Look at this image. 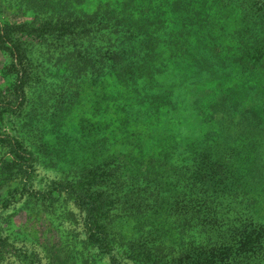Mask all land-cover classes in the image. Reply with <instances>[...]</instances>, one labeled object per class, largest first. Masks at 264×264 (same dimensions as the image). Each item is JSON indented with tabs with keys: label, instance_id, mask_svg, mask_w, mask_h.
Returning a JSON list of instances; mask_svg holds the SVG:
<instances>
[{
	"label": "trees",
	"instance_id": "trees-1",
	"mask_svg": "<svg viewBox=\"0 0 264 264\" xmlns=\"http://www.w3.org/2000/svg\"><path fill=\"white\" fill-rule=\"evenodd\" d=\"M19 3L42 25L4 21L0 38L22 75L33 45L64 57L42 150L72 178L35 190L38 157L0 102V214L16 196L77 207L87 256L64 246L68 264H264V0ZM104 149L145 174L99 176Z\"/></svg>",
	"mask_w": 264,
	"mask_h": 264
},
{
	"label": "rangeland",
	"instance_id": "rangeland-1",
	"mask_svg": "<svg viewBox=\"0 0 264 264\" xmlns=\"http://www.w3.org/2000/svg\"><path fill=\"white\" fill-rule=\"evenodd\" d=\"M19 2L20 0H0V23L5 21L10 27L20 28L23 24L30 25L34 22L35 28H39L43 22L40 18L35 17L36 15L31 12L23 13L14 8L20 7ZM44 27L42 26L38 32ZM25 36L23 35L22 42L26 40L25 38L36 44L41 41L40 38L32 35ZM20 37L19 29H14L12 44L17 45L18 42L15 40ZM10 47V45H3L0 38V102L4 109L3 120H12L13 132L22 139L25 147L38 157L34 188L42 190L50 183L72 178V174L64 170V165L59 160L43 154L42 150L43 125L53 113L56 114L59 111L60 106L58 107L57 100L59 103L61 100L57 96L59 92L57 85L63 86L65 77L63 75L66 74L67 68L64 64H60L63 56L60 58L56 55L51 56L46 53L47 45L38 44L29 48L28 56L32 69L26 68L25 75H22L16 67V55L12 50H8ZM65 84L67 85V82ZM21 89L26 92V97ZM17 108L21 109L16 113ZM213 117L220 119L222 115L217 113ZM114 151V149H104L103 155L97 159L96 164H101V167L106 169L99 176L107 171L108 176H118L117 179L119 177L129 179L130 176L145 174V165H142V171L139 173L136 171L132 158H129L131 161L124 163V158L112 157L111 152ZM2 155L3 151L0 150V158ZM108 156V159H104ZM119 180L123 182V179ZM127 184L129 186L130 183ZM154 184L155 182L147 181L140 184L139 188H144L146 185L149 188ZM50 201L52 199L48 203ZM49 206L47 208L41 202H34L28 196L24 198L16 196L1 210L0 234L6 239L4 264H68L69 255L64 246L75 257H79L76 253L80 252L87 256L83 244L85 241L83 213L81 214L77 207L66 201ZM113 215H118V212H112ZM91 264L108 263L105 259L97 258L91 261Z\"/></svg>",
	"mask_w": 264,
	"mask_h": 264
}]
</instances>
